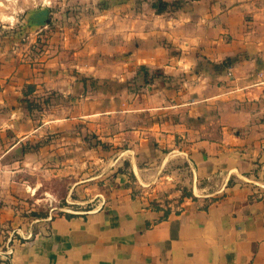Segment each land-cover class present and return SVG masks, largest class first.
Returning a JSON list of instances; mask_svg holds the SVG:
<instances>
[{
    "label": "crops",
    "instance_id": "0c3cea01",
    "mask_svg": "<svg viewBox=\"0 0 264 264\" xmlns=\"http://www.w3.org/2000/svg\"><path fill=\"white\" fill-rule=\"evenodd\" d=\"M159 1H76L31 61L0 54V264H264V0ZM104 146L102 209L36 213L35 169Z\"/></svg>",
    "mask_w": 264,
    "mask_h": 264
},
{
    "label": "rangeland",
    "instance_id": "374dc122",
    "mask_svg": "<svg viewBox=\"0 0 264 264\" xmlns=\"http://www.w3.org/2000/svg\"><path fill=\"white\" fill-rule=\"evenodd\" d=\"M76 1L80 2L78 6L84 9L90 0L87 3L86 0H0V54L4 57L13 55V57L22 59L21 53L25 52V54L27 53L25 59L31 61L33 56L42 51L47 44L42 41L46 37L41 38V35L45 36V32L49 31L51 27H55L56 24L60 25L57 22L64 19L59 20L55 17H59L62 12L63 14L70 12L67 7ZM178 6L179 3L174 1L171 9L174 10ZM43 8L52 9L56 15L53 16L52 22L51 18L47 20L49 23L39 32L36 26L37 17L40 13L39 10ZM89 151V163L83 165L82 173H80L81 169L78 165H72L71 174L65 175V172L62 171L60 176L57 172L52 173L49 170L53 169V166L50 165L41 164V167L46 169H42V171L34 168L42 178V184L36 195L41 202L36 207V213L44 215L55 208L53 215L73 216L93 213L106 205L113 189L116 188L115 174L118 166L113 162L115 153L107 146H104L99 152H96V149ZM97 154H99V158H103V161H96ZM32 159V155H28V158L24 159V162L28 164L19 174L29 180L31 184L36 177V174H32ZM148 195L150 196V192ZM23 201L24 203L20 204L25 209L32 208V199L28 198Z\"/></svg>",
    "mask_w": 264,
    "mask_h": 264
},
{
    "label": "trees",
    "instance_id": "16d2710c",
    "mask_svg": "<svg viewBox=\"0 0 264 264\" xmlns=\"http://www.w3.org/2000/svg\"><path fill=\"white\" fill-rule=\"evenodd\" d=\"M153 7H155V8H157V11L158 12H162V11H164L166 8H167V3H165V2H163V1H159V2H157V3H154L153 4ZM234 60H232V59H228V60H226L225 62H224V64L225 65H229L230 63H232ZM186 194H184V196H185Z\"/></svg>",
    "mask_w": 264,
    "mask_h": 264
},
{
    "label": "built area",
    "instance_id": "2783aa9c",
    "mask_svg": "<svg viewBox=\"0 0 264 264\" xmlns=\"http://www.w3.org/2000/svg\"><path fill=\"white\" fill-rule=\"evenodd\" d=\"M262 148H264V141L262 142Z\"/></svg>",
    "mask_w": 264,
    "mask_h": 264
}]
</instances>
